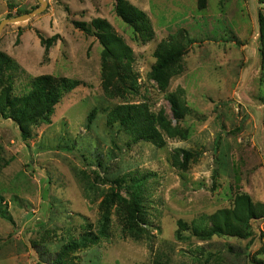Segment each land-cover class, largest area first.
Here are the masks:
<instances>
[{"label": "rangeland", "instance_id": "374dc122", "mask_svg": "<svg viewBox=\"0 0 264 264\" xmlns=\"http://www.w3.org/2000/svg\"><path fill=\"white\" fill-rule=\"evenodd\" d=\"M47 1L44 11L8 24L0 34V51L15 62L14 92L23 95L41 74L83 84L63 95L52 122L33 126L28 140L14 120L0 114V210L8 215L0 214V264L51 263L71 238L96 233L102 199L111 188L120 189L113 179L147 171L155 174L145 185L146 237L125 235L114 212L110 235L72 254L78 263L263 264L264 0H204L203 7L202 0H126L147 14L151 28L142 29L117 15L116 0ZM9 3L15 5L13 16L40 5L0 0V22L11 11ZM97 17L106 18L132 48L137 92L106 93L103 46L75 25ZM170 35L194 42L184 56V71L162 91L150 71L157 45ZM41 36L50 41L48 47ZM178 87L189 105L181 122L190 129L187 139L166 136L164 147L131 143L118 124H107L109 111L126 102H148L152 111L164 109L172 118L167 93ZM93 109L95 119L87 126ZM180 148L196 156L186 171L172 164ZM121 193L128 196L124 189ZM242 194L263 211L251 220L250 234L201 238L194 233L196 221L234 208Z\"/></svg>", "mask_w": 264, "mask_h": 264}, {"label": "trees", "instance_id": "16d2710c", "mask_svg": "<svg viewBox=\"0 0 264 264\" xmlns=\"http://www.w3.org/2000/svg\"><path fill=\"white\" fill-rule=\"evenodd\" d=\"M203 4L204 0L201 1L200 6L203 7ZM9 6L11 11L7 16L12 17L15 5L9 3ZM115 10L118 16L134 27L151 28L147 14L132 3L126 0H116ZM29 11L21 8L18 9L16 15ZM75 25L87 34L96 36L103 46L104 89L106 93L111 95L120 89L124 94L137 92L140 88L137 75L131 69L133 50L115 33L111 23L106 18L97 17L90 22L75 21ZM41 39L47 44V47L50 45V41H46L42 36ZM193 42L194 40L191 38H178L176 35H170L169 38L159 42L154 52L156 61L152 65L150 77L155 80L160 90L167 91L172 79L184 71V56ZM261 47H263L261 56L264 69V34ZM14 65V59L0 51V85L3 86L0 92V114L14 120L24 140H28L33 134V126L51 123L55 107L60 103L63 95L81 86L83 81L66 76L41 74L31 80V88L26 93L17 95L14 92L11 75ZM262 75L264 77V71ZM184 94L185 91L181 87L167 93L172 118L164 109H160L158 112L152 111L148 102H126L114 106L109 111L107 124L110 126L118 124L129 134L131 143L150 141L159 147H164L166 136L187 139L190 129L181 124L189 111ZM95 116L96 109H93L87 117V126L93 123ZM193 157L196 156L191 150L176 149L172 155V164L181 171H186ZM154 174L152 171H147L133 174V176L125 174L120 178L113 179L120 189L111 188L102 199L103 214L96 233L88 231L89 233L80 239L71 238L49 264H81L75 260L76 257H72V254L107 238L110 235L111 216L114 212L121 219L125 235L136 240L145 238L149 232L145 185L146 181ZM121 189L126 190L128 196H124ZM235 203L234 208L219 210L209 217H201L192 226L194 233L201 238H210L213 235L241 237L243 234H250L251 220L262 216L263 211L254 204L248 194L239 195ZM0 214L8 217L6 211L0 210ZM209 220H213L212 226L207 225ZM179 224L181 227L185 226L183 221H179ZM89 226L91 227V225ZM153 264L171 263L156 259Z\"/></svg>", "mask_w": 264, "mask_h": 264}, {"label": "water", "instance_id": "95a60500", "mask_svg": "<svg viewBox=\"0 0 264 264\" xmlns=\"http://www.w3.org/2000/svg\"><path fill=\"white\" fill-rule=\"evenodd\" d=\"M38 1H39L40 5L37 8H35V9H33L27 13H23L20 15L4 18L0 22V34L3 31V29L5 28V26H7L8 24L29 20L33 16L44 11L46 9V7L48 6V1L47 0H38Z\"/></svg>", "mask_w": 264, "mask_h": 264}]
</instances>
